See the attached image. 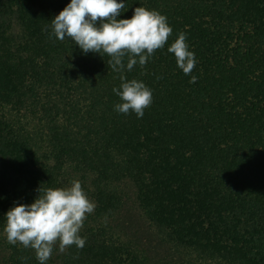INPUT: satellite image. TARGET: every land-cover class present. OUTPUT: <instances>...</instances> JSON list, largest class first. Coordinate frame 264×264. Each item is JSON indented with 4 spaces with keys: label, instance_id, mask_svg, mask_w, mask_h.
Wrapping results in <instances>:
<instances>
[{
    "label": "trees",
    "instance_id": "1",
    "mask_svg": "<svg viewBox=\"0 0 264 264\" xmlns=\"http://www.w3.org/2000/svg\"><path fill=\"white\" fill-rule=\"evenodd\" d=\"M70 2L0 0V264H39L8 243L6 214L73 180L96 205L86 244L47 264H148L115 221L127 203L174 264H264V0H117L118 20L144 7L173 30L123 72L52 36ZM180 33L197 61L189 75L167 51ZM121 76L152 90L143 118L115 110Z\"/></svg>",
    "mask_w": 264,
    "mask_h": 264
},
{
    "label": "clouds",
    "instance_id": "2",
    "mask_svg": "<svg viewBox=\"0 0 264 264\" xmlns=\"http://www.w3.org/2000/svg\"><path fill=\"white\" fill-rule=\"evenodd\" d=\"M125 7L117 0H71L51 21L52 36L60 41L70 39L84 54H107L113 71L125 70V57L127 71L137 64L143 68L157 50L165 47L173 30L165 16L144 7L135 8L131 19L118 20ZM167 51L174 54L185 75L192 73L197 61L188 50L184 33ZM121 80L120 88L113 89L122 101L115 110L143 118L153 102L152 90L136 79L127 81L121 76ZM195 81L193 76L190 82ZM37 192L32 204H17L7 212L4 232L8 243L34 250L39 264H47L57 247L60 253L71 246L82 250L86 238L80 232L96 205L88 199L81 182L73 180L68 187H40Z\"/></svg>",
    "mask_w": 264,
    "mask_h": 264
},
{
    "label": "rangeland",
    "instance_id": "3",
    "mask_svg": "<svg viewBox=\"0 0 264 264\" xmlns=\"http://www.w3.org/2000/svg\"><path fill=\"white\" fill-rule=\"evenodd\" d=\"M115 221L124 227L123 238H127L136 244L137 248L146 256L148 264H174L176 261L178 262L179 259L176 254L151 229V226L145 222L131 203H127Z\"/></svg>",
    "mask_w": 264,
    "mask_h": 264
}]
</instances>
